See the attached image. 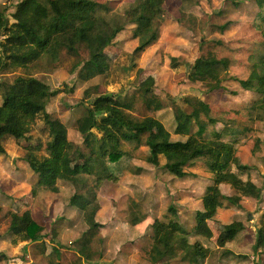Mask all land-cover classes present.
I'll list each match as a JSON object with an SVG mask.
<instances>
[{
    "label": "trees",
    "instance_id": "obj_1",
    "mask_svg": "<svg viewBox=\"0 0 264 264\" xmlns=\"http://www.w3.org/2000/svg\"><path fill=\"white\" fill-rule=\"evenodd\" d=\"M181 1L186 7L199 3V0ZM240 2L235 1L236 4ZM255 3L259 11L254 27L264 39V0H255ZM137 4L138 14L132 16L127 11H113L108 3L96 0H23L14 23L7 11L0 8V75L12 65L33 70L41 68L42 63H50L56 68L63 65L66 58L72 60L70 73H76L82 81L108 75L116 58V39L126 27L131 26L132 38L138 42L134 56H140L160 38L166 0H137ZM231 24L227 22L219 28L225 31ZM249 60L248 76L239 78L231 74L230 58L200 56L191 65L188 78L204 84L209 90L222 88L227 80L237 81L244 91L255 94L256 98L236 114L246 118L248 123H264V55L252 53ZM155 88L154 84L136 85L129 96L105 93L92 99L76 123L84 140L74 169L68 157L70 143L66 131L56 127L45 104V100L57 95L58 90L51 89L33 75L0 80V155L7 153L5 143L9 139H26L38 120H42L50 135L45 144L46 154L37 155L29 149L25 156L32 171L38 174L37 184L30 195L34 198L43 189L57 193L58 180L66 182V175L78 173L82 183L76 187L70 204L85 213L97 202L98 190L105 182L119 180L112 164L128 155L123 149L124 143L133 144L136 149L147 147L146 163L166 170L177 179L195 176L194 165L198 160L191 161L188 157L174 159L175 153L184 147L194 148L201 154L208 151L210 155L200 161L211 181L204 191L203 209L195 212V222L187 228L181 223L177 208L171 204L168 210L172 217L167 220L154 218L151 222L152 243L147 254L152 264H170L173 259L186 264H207L215 251H220L222 259L233 257L235 254L229 246L246 225L237 219L222 224L217 215L220 210L231 206L241 208L245 197L259 202L263 199L264 190L257 185L258 180L251 177L252 167L240 161V136L252 130V126L238 128L235 117L214 116L210 105L195 97L185 100L190 106L189 112L179 106L174 110L176 126L173 132L186 140H173L168 129L159 136L154 128L155 122L160 121L157 117L133 113L136 100H141L144 108L152 113L165 108L155 94ZM236 172L246 174L247 180H240ZM249 185L255 189H247ZM223 187H229L231 193L222 192ZM1 211L0 207V214ZM146 218L139 210V204L135 203L130 224L138 225ZM215 224H220L221 228L218 237ZM103 226L95 222L76 241L81 259L90 262L102 256L96 247L103 240L99 235ZM9 230L16 243L29 242L42 238L44 227L37 223L30 210H25L11 213ZM55 240L54 232L49 241L54 243ZM259 247L264 248V225L257 231L253 248L257 250ZM6 259L8 257L1 252L0 262Z\"/></svg>",
    "mask_w": 264,
    "mask_h": 264
},
{
    "label": "rangeland",
    "instance_id": "obj_2",
    "mask_svg": "<svg viewBox=\"0 0 264 264\" xmlns=\"http://www.w3.org/2000/svg\"><path fill=\"white\" fill-rule=\"evenodd\" d=\"M96 1L108 3L113 11L119 13L138 14L137 0ZM235 1L241 2L236 4ZM22 5L23 0H0V8L7 11L12 23L20 14ZM165 8L159 40L140 56L133 55L138 42L132 38L131 26L117 37L116 58L108 75L82 81L76 73H70L72 60L66 58L65 63L56 68L50 63H42L41 68L33 70L12 65L0 75V80L33 75L51 89L58 90V94L49 101L45 100V104L56 127L66 131L70 143L68 157L74 169L84 140L76 123L95 97L105 93L129 96L136 85L154 84V92L165 108L152 113L144 108L141 100H136L133 113L138 116L154 115L165 125L155 122V132L159 136L169 130L173 140L183 141L186 137L173 132L176 126L175 107L189 112L186 98H200L210 105L214 116L223 119L235 117L238 128L252 126V130L240 136V161L252 167L251 177L257 179V185L264 190V123H248L246 118L236 114L237 110L249 106L256 95L244 91L234 80H227L220 89L209 90L204 84L188 78L191 65L200 56L215 59L228 57L232 61L231 74L239 78L248 76L249 55H264L263 36L254 27L259 11L255 0H199L197 5L189 7L184 6L181 0H166ZM227 22L232 24L221 31L219 26ZM83 56L86 55L83 53ZM49 139L43 121L38 120L26 139H9L5 143L7 153L0 155V253L8 257L0 264H152L147 253L152 243L151 222L154 218L167 220L172 217L168 208L173 204L181 223L190 228L195 222V212L203 208L202 196L211 181L200 161L207 158L210 152L201 154L194 148H181L172 156L174 159L188 157L191 161H198L194 165L195 176L177 179L166 170L146 163L147 147L136 149L129 143L123 145L128 155L112 164L119 180L105 182L98 190L97 202L85 213L70 204L76 187L82 183L78 173L66 175V182L58 180L57 193L43 189L33 198L30 193L37 184L38 174L32 171L25 156L29 149L37 155H45V144ZM236 175L240 180L247 179L246 174ZM52 178L49 177V180L54 181ZM249 186L246 188L255 189ZM231 191L229 187L222 188L224 193L230 194ZM135 203L147 217L138 225L129 222ZM25 210H30L37 223L44 227L43 236L36 241L16 243L9 230L11 213H23ZM263 215L264 193L260 202L245 197L241 208L231 206L220 210L217 215L219 222L237 219L244 222L246 228L229 246L235 254L233 257L222 259L220 251H215L207 264H264V248H253L257 242V231L264 225ZM95 222L104 225L99 231L103 240L96 247L102 256L89 262L80 258L75 243ZM215 228L218 237L220 224ZM54 232L56 242L50 243ZM202 241L215 247L205 239ZM170 264L186 263L173 259Z\"/></svg>",
    "mask_w": 264,
    "mask_h": 264
},
{
    "label": "crops",
    "instance_id": "obj_3",
    "mask_svg": "<svg viewBox=\"0 0 264 264\" xmlns=\"http://www.w3.org/2000/svg\"><path fill=\"white\" fill-rule=\"evenodd\" d=\"M247 180V179H246ZM204 195V194H203ZM202 204H203V196H202ZM203 207H204V204H203ZM203 209V208H202ZM220 213V212H219ZM228 222V221H227ZM227 222H225V223H227ZM222 224H224V223H222Z\"/></svg>",
    "mask_w": 264,
    "mask_h": 264
}]
</instances>
